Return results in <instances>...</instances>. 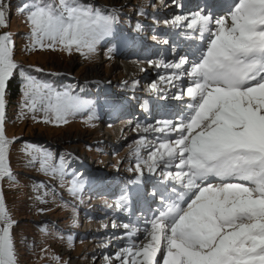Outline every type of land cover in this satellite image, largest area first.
<instances>
[{"label": "rangeland", "instance_id": "1", "mask_svg": "<svg viewBox=\"0 0 264 264\" xmlns=\"http://www.w3.org/2000/svg\"><path fill=\"white\" fill-rule=\"evenodd\" d=\"M194 1L198 6L205 0ZM4 2L7 26L0 27V35L11 37L13 60L18 65L12 75L23 79L22 91L24 77L30 76L87 105L70 114L66 123H45L44 111L25 107L24 92L10 103L11 77L6 81L4 130L10 141L6 165L11 178L0 179V194L13 221L17 264H121L116 257L125 249L122 239L139 233L142 226L138 223L150 225L146 221L154 219H146L141 205L149 199L153 210L161 211L171 202L161 197L163 174L172 172L166 171L163 161H157L154 172L143 164L142 172L135 168L138 157L147 160L161 144L153 131L168 132L165 126L155 127L154 117L159 116L149 112L151 101L160 105L166 102L164 98H172L165 95L161 46L168 41L166 51L173 52L175 33L197 38L189 32L191 14L183 10L186 0H74L113 18L110 34L94 52L84 49L83 54L75 48L68 54L59 45L55 50L30 47L25 6L59 4L60 0H26L15 14L9 2ZM124 20H130V27ZM134 21L140 23L136 29ZM175 86L179 92L173 97L183 98L181 84ZM42 153H50V164L57 169L62 165V172L41 170ZM153 179L158 180L156 184L151 183ZM73 182L80 187L76 194L69 190ZM140 186L142 193L133 198L138 211L126 201L116 207L121 197L130 198ZM167 188L171 191L173 187ZM158 196L161 201H156ZM157 259L161 260L159 253Z\"/></svg>", "mask_w": 264, "mask_h": 264}, {"label": "snow or ice", "instance_id": "2", "mask_svg": "<svg viewBox=\"0 0 264 264\" xmlns=\"http://www.w3.org/2000/svg\"><path fill=\"white\" fill-rule=\"evenodd\" d=\"M6 9L0 0V27L7 26ZM24 11L31 48L55 50L59 45L68 54L73 48L91 53L111 32L112 17L74 0L26 5ZM210 22V17L196 13L188 26L198 25L203 32ZM215 24L207 51L189 72L193 84L187 95L194 102L188 105L190 118L172 126L174 141L161 143L147 160L137 158V172H142V164L154 172L158 160L166 167L178 160L177 171L163 178L184 191L150 221L145 240L134 246L135 256L142 259L131 264H264V0H238L229 16ZM185 62L182 58L173 67ZM17 67L10 35H0V179L11 178L6 165L10 141L4 130L5 85ZM24 79L25 107L33 112L39 107L45 123H66L70 114L87 107L67 92H54L30 76ZM51 159L50 153L41 154V170L62 172L63 166L55 168ZM69 190L76 194L80 187L73 182ZM172 191H177L175 186ZM126 199L121 197L116 207ZM12 224L0 194V264H17ZM125 254L131 255L132 248L117 253L121 264H129Z\"/></svg>", "mask_w": 264, "mask_h": 264}, {"label": "bare ground", "instance_id": "3", "mask_svg": "<svg viewBox=\"0 0 264 264\" xmlns=\"http://www.w3.org/2000/svg\"><path fill=\"white\" fill-rule=\"evenodd\" d=\"M192 1L193 0H186V2L184 4V7H183V10H184V8L188 9L187 13L191 14L187 18V20H189V21H192L194 14L199 13L202 16L210 17L211 21L215 22L219 18L228 17L230 12L233 11L234 8H235L236 3H234V2L238 3V0L229 1V2H227L228 9L225 10V11H222V10L219 11V10L216 9L218 4L221 1H225V0H221L220 2L216 1V0H205V3L203 5H205L206 8L204 10L200 11L199 7H197V9H193V8L189 7V4L192 3ZM210 7H213V9L211 11L209 10ZM216 29H217V25L215 23H213L211 26L208 25V30L201 32L200 29H199V26L196 25V26H193L192 28H189V32H194V35L197 36V39L194 40V39H192L190 37L178 36L177 33H175L174 37L172 38V40L179 39L175 43V45L180 46V50L184 51V54L185 55L188 54L189 57H191V58H190V63H188L185 66H182L180 69H178L176 67H173V65L177 64L176 63V59L174 61H171V62L169 61V59H167L168 61L164 62V64H165L164 67L161 66V69L166 74V79H165L166 82L164 84L166 85V89L168 91H167V93L165 92V95H166V97H172V98L171 99H166V102H165V100H163L160 105H158V102L155 103V101L154 102L151 101V103H150V113H153V115H155L157 113L158 114L157 116H159V118L156 119L157 120L156 124H154L155 127H160V126L164 127L165 126V129H168V132H161V133H159L158 130L153 131V134H155V136L156 135L159 136L160 143H163L165 141H174L176 139V135L177 134H176V132L172 131V126L173 125H179L181 123H186L187 120L190 118V115L192 114L191 110L188 107V105L190 103H194V102L187 95V88L192 86V84H193L192 78L189 76V72L191 71L193 66L190 67V65H191L192 62L195 61L194 59H198L199 58L198 55H200V57H202L204 55V53L207 51V47L209 45V42L213 38V33L216 31ZM199 39H203L202 41L204 43H200ZM165 54L167 55V53H165ZM171 56H172L171 59H173L174 56L173 55H171ZM186 57L187 56H185V58ZM194 64L195 63H193L192 65H194ZM186 74H188L187 77H186ZM180 75H185V76H184V78H180L179 77ZM177 82L181 84V87H183V89H186L185 95L183 96V98H181L179 100L173 97V96L176 95V93L179 92L177 90L176 86H175ZM173 85H174V87L172 88ZM172 91H173V93H172ZM178 101H181V103L179 105H177ZM179 106H181V109H180ZM162 108H166V109L162 110ZM160 109L162 111H159ZM147 121H150V120H147ZM150 126H152V125L150 124ZM178 162H179L178 160L173 161L171 166H167L166 167V171H172V172L175 173V171H177V169L175 167V164L178 163ZM151 181H152L151 183L156 184V182L158 180L157 179H153ZM160 185L162 187V189H161V192H162L161 197L164 196V197H162V198H164V200H168V201L175 200L176 196H177V191H179V192L184 191V189L181 188V186L178 183H175V182H173L171 180L165 181L163 183L160 182ZM168 186H171V187L175 186L177 191L176 192H173L172 190L169 191V189L167 188ZM142 189H143L142 186L138 187V190H135L134 193H131L130 198L126 199V203L128 205H130L131 207L133 206L134 207L133 209H137L136 201H134L133 198L138 197V195H140L142 193L141 192ZM185 199L187 200L188 197H186ZM148 201H149V199L146 202L144 201L146 203V205H145L146 208L148 206ZM152 210H153V207H152ZM158 211L160 212V210H158ZM158 211H155V213L153 211L151 213V211L149 212V209H147L143 213L144 214L147 213L153 219L154 216H156V214L158 213ZM148 223H150V222L146 221V224H148ZM138 224H141V226H142L141 229L139 230L140 234L136 233V231H135V232H133V233H131L129 235L127 234L128 236L125 239H122V241L125 242L124 243L125 248H132V254L131 255L125 254V255H128L129 264H131V261L133 259H135L137 261L142 259V257L135 256V252L137 251V248L134 247V246L135 245H139L142 241L145 240V236H146L145 228H150V225H145L144 226V222H140Z\"/></svg>", "mask_w": 264, "mask_h": 264}, {"label": "trees", "instance_id": "4", "mask_svg": "<svg viewBox=\"0 0 264 264\" xmlns=\"http://www.w3.org/2000/svg\"><path fill=\"white\" fill-rule=\"evenodd\" d=\"M7 2H9L8 5H9L10 12L12 14H15L16 13V9L17 10H21L23 8L22 4H25L26 0H7ZM128 21H130V20H124L123 22H124V24H127L129 26V22ZM133 26H135V27H133ZM139 26H140L139 22L132 23V27L134 29H136ZM21 80H23V79H21L20 75L17 74V73L15 75H12L11 78L9 79V84H10L9 99H10V103H12V100H17V98L20 95H22V92H23L22 91V84L23 83L21 82Z\"/></svg>", "mask_w": 264, "mask_h": 264}]
</instances>
